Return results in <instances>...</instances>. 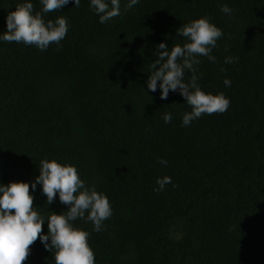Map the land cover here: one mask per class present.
Returning <instances> with one entry per match:
<instances>
[{
	"label": "trees",
	"instance_id": "16d2710c",
	"mask_svg": "<svg viewBox=\"0 0 264 264\" xmlns=\"http://www.w3.org/2000/svg\"><path fill=\"white\" fill-rule=\"evenodd\" d=\"M23 2L0 0V35ZM128 3L120 0V15L105 23L90 0L44 14L69 27L43 51L0 40V183L31 185L44 159L74 165L112 206L99 232L73 222L89 232L95 264H264V0ZM203 16L223 36L215 63L198 57V83L230 106L183 126L191 111L184 97L170 90L163 100L147 80L156 45L183 44L177 29ZM165 175L172 183L158 192ZM33 196L45 218L67 208L58 194L47 205L41 185ZM25 264H54V253L38 239Z\"/></svg>",
	"mask_w": 264,
	"mask_h": 264
},
{
	"label": "clouds",
	"instance_id": "9594fccd",
	"mask_svg": "<svg viewBox=\"0 0 264 264\" xmlns=\"http://www.w3.org/2000/svg\"><path fill=\"white\" fill-rule=\"evenodd\" d=\"M138 2L129 0L126 8H132ZM40 3L42 8L39 11H34V5L29 0L17 4L14 11H9L7 30L0 35V40L35 45L42 51L51 44L59 45L68 32L67 19L58 16L55 20L46 21L44 14L62 9L69 0H40ZM74 5L79 7L80 0H74ZM90 8L99 16V21L105 23L120 15V0H90ZM221 11L228 15L232 13L227 5ZM176 32L185 42L171 48L165 42L156 45L157 58L150 65L147 87L152 92L159 87L163 100L167 99L170 90L179 91L191 107V111L185 112L182 117L183 126H189L204 114L223 113L230 106V99L223 93L212 94L201 89L196 68L201 56L216 62L212 49L223 32L207 16L193 19ZM235 62L236 58L231 56L224 58L226 64ZM185 70L190 72L187 81ZM225 70L221 68V71ZM224 84L230 87L231 81L225 78ZM163 120L170 123L172 114L165 113ZM159 162L167 165L165 159ZM170 183V176L157 178L159 187L155 190L163 191ZM37 185L42 186L47 205L53 203L58 194L60 203L67 205L66 210L59 214L51 211L46 218L41 215L38 207L34 206L33 190ZM111 215L112 206L108 197L98 192L94 185H87L74 165L44 159L39 164V175L31 185L20 180L0 183V264H25L32 245L38 239L46 250L54 253V264H95L89 232L73 222L77 219L89 221L99 232ZM45 221L46 234L43 229Z\"/></svg>",
	"mask_w": 264,
	"mask_h": 264
}]
</instances>
